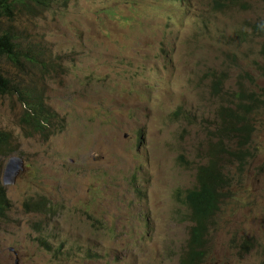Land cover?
I'll return each mask as SVG.
<instances>
[{
    "label": "rangeland",
    "instance_id": "374dc122",
    "mask_svg": "<svg viewBox=\"0 0 264 264\" xmlns=\"http://www.w3.org/2000/svg\"><path fill=\"white\" fill-rule=\"evenodd\" d=\"M48 1L3 23L34 62L0 71L53 119L34 132L18 96L0 97L1 178L23 162L0 264L12 248L20 264H180L192 222L178 193L213 154L231 190L204 264H264V103L225 115L241 90L264 99V0Z\"/></svg>",
    "mask_w": 264,
    "mask_h": 264
},
{
    "label": "trees",
    "instance_id": "16d2710c",
    "mask_svg": "<svg viewBox=\"0 0 264 264\" xmlns=\"http://www.w3.org/2000/svg\"><path fill=\"white\" fill-rule=\"evenodd\" d=\"M48 3V0H0V60L6 59L16 68L24 62H34L33 59L22 54L18 37L11 28H4L3 23L5 20L14 22L18 11L30 12L33 8L46 7ZM259 31L263 33L264 28L259 27ZM262 54L264 55V46ZM222 85L221 79L215 81V87L218 90L222 88ZM6 95L18 96L17 99L23 104L25 112L22 121L34 132L44 133L45 126H48L53 119V113L44 106L43 98L35 91L27 92L17 89L15 83L0 71V97ZM236 97H240L237 108L233 109V113H228L226 109L225 115L240 118L245 113L248 116L252 114L257 104L264 103V99L256 91L247 93L241 90ZM219 115L223 123V107ZM246 129L250 130L251 126H246ZM12 138L10 131L0 127V158L7 157L11 153ZM224 170L218 154H213L197 169L198 185L186 190L184 194L178 193V199L183 201L189 209L192 222L180 264H204L208 259L211 236L218 225V213L231 190V178ZM47 206L48 202L45 200L37 203L41 212ZM10 208L11 203L6 187L1 181L0 165V220L6 218ZM39 244L50 249V245L44 239H39Z\"/></svg>",
    "mask_w": 264,
    "mask_h": 264
},
{
    "label": "water",
    "instance_id": "95a60500",
    "mask_svg": "<svg viewBox=\"0 0 264 264\" xmlns=\"http://www.w3.org/2000/svg\"><path fill=\"white\" fill-rule=\"evenodd\" d=\"M22 168H23V162L21 158L17 156L10 157L4 169V176H3L4 184L10 185L11 183H13L16 177L18 176V173L22 170ZM12 251L16 252L17 255L16 264H20L18 252L15 249H12Z\"/></svg>",
    "mask_w": 264,
    "mask_h": 264
},
{
    "label": "clouds",
    "instance_id": "9594fccd",
    "mask_svg": "<svg viewBox=\"0 0 264 264\" xmlns=\"http://www.w3.org/2000/svg\"><path fill=\"white\" fill-rule=\"evenodd\" d=\"M262 28H264V27H262ZM12 157V156H11ZM18 157V156H17ZM4 176V175H3ZM2 177V176H1ZM1 181H2V184L6 187L7 185H5L4 184V182H3V178H1ZM13 249V248H12ZM14 252V251H13ZM15 253V255H16V252H14ZM17 256V255H16Z\"/></svg>",
    "mask_w": 264,
    "mask_h": 264
}]
</instances>
